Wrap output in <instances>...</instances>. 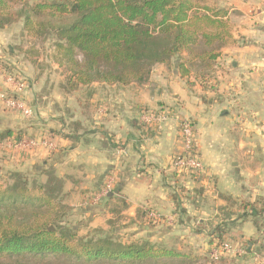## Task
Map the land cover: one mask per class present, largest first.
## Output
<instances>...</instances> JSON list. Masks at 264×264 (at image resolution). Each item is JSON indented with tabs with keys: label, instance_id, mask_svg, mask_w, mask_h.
<instances>
[{
	"label": "crops",
	"instance_id": "1",
	"mask_svg": "<svg viewBox=\"0 0 264 264\" xmlns=\"http://www.w3.org/2000/svg\"><path fill=\"white\" fill-rule=\"evenodd\" d=\"M216 3L229 12L233 41L208 79L182 78L177 59L156 65L142 85L94 83L82 87L86 93L65 92L47 79L44 121L19 130L49 133L58 149L9 151L5 163L31 172L53 169L87 228L119 226L131 242L148 240L204 264H264V227L259 232L253 221L264 213V0ZM0 36L10 39L11 28ZM148 112L168 120L158 128L142 120ZM182 121L195 127L203 174L172 166ZM110 177L113 190L94 202ZM151 211L162 220H150ZM219 231L235 253L213 261Z\"/></svg>",
	"mask_w": 264,
	"mask_h": 264
},
{
	"label": "trees",
	"instance_id": "2",
	"mask_svg": "<svg viewBox=\"0 0 264 264\" xmlns=\"http://www.w3.org/2000/svg\"><path fill=\"white\" fill-rule=\"evenodd\" d=\"M21 21L30 36L55 37L60 61L73 74L70 92L94 83L142 85L156 65L175 59L182 78L208 79L233 41L228 10L203 0H51L21 8L16 0H0V31ZM12 136L0 131V142ZM53 172L35 188L37 195L19 174L13 185L0 188V264L205 263L148 240H115L102 229L97 239L79 236L54 205L67 195ZM253 221L260 232L264 213ZM224 234L219 231L212 245L224 244Z\"/></svg>",
	"mask_w": 264,
	"mask_h": 264
},
{
	"label": "rangeland",
	"instance_id": "3",
	"mask_svg": "<svg viewBox=\"0 0 264 264\" xmlns=\"http://www.w3.org/2000/svg\"><path fill=\"white\" fill-rule=\"evenodd\" d=\"M16 1L17 7L21 8L22 6H24L25 3L31 6L43 2L50 3L51 0ZM203 2L211 6L218 7L216 0H203ZM230 25L231 31H233L232 23H230ZM10 28L11 37H16L17 39L11 40V37L10 39H7V37H5V40H3L4 37L0 36V73H3L2 71H4L5 73L10 74L16 79H21L23 82L26 83V87L24 92L18 95H16L15 92L9 93L6 84L1 80L2 75L4 74H0V97L2 95H6L7 98H14L19 96V99L23 100L27 104V106L32 109L33 115L29 118H26L18 110L8 107L5 101L0 100V131L13 132V136L11 138L7 139L4 142H0V188L3 191L9 186L13 185L15 178L14 175L19 174L21 176L27 177L28 188L30 189V191H32L33 195H37L38 190L35 188L38 187L42 182L46 181L45 174L47 172H53V169L48 168L41 169L37 172H31L32 170L27 171L26 169L21 168V165L14 166L11 165V163L9 165V161L5 163V154L10 153L11 151H16L18 154H23L22 152L17 151L18 149L8 148V143H12V141L22 140L41 142L45 139H48L54 141V139L50 138L49 133L48 135H46L40 131L30 135L26 132H22V130L19 129L20 127H23L24 129L25 126L32 125L33 123H41V121H44L41 118L40 111H42V106L45 103V98L42 97L43 95H46L44 91L45 81L49 79L50 84L52 85L61 83L60 85L61 87L63 86V90H65V92H70V82L73 74L70 71V66H68L65 62L61 63V59L58 56V50H56L55 48L56 39L53 35H49L47 37L30 36L28 34V31L25 30L23 21L11 26ZM21 30L24 31V34L23 36L21 35L20 37H18L21 33ZM23 64L28 65V67H26L25 69ZM213 72H215V70H213L212 73ZM211 75H209V77ZM82 87L88 86L78 87V90H83L84 93H86L87 91L85 90V88ZM51 90L52 91H50V95H55V88H52ZM28 91H31L29 99H27V97L25 96ZM54 105L55 100L53 101L51 99L50 107L53 108ZM15 127L17 129H15ZM18 154L15 153V155ZM20 158L22 157L19 156L18 159ZM20 163H22V161ZM53 173L57 177L56 173ZM64 195H67L66 190L64 191ZM54 205L57 207V210L63 215L64 224H66L67 227L75 226L79 236L85 237L87 235H90L92 237H95V239L99 238L98 233H96V231H102L103 229L94 230L92 228H87L84 225L82 226V222H80L81 220H79V217L77 213L73 210V207L70 206L67 196L63 199L61 197L60 199L58 198L54 200ZM119 228V226H116L114 228L111 227L110 229L103 231L111 235L115 240H117L119 238H124V234ZM51 229L53 230L52 227ZM261 263L262 262H260V264ZM43 264L63 263H59V261H55L54 259H52L51 261H47Z\"/></svg>",
	"mask_w": 264,
	"mask_h": 264
},
{
	"label": "built area",
	"instance_id": "4",
	"mask_svg": "<svg viewBox=\"0 0 264 264\" xmlns=\"http://www.w3.org/2000/svg\"><path fill=\"white\" fill-rule=\"evenodd\" d=\"M0 73L2 75L1 80L6 84L9 93H16V95L24 92L26 83L21 79H16L10 74ZM7 92V94H8ZM20 97L7 98L6 95L0 97L1 101H5L8 107L18 110L26 118H29L33 115L31 108L27 104L19 99ZM142 120L146 123H155L158 128H162V125L168 120V117L165 115H155L154 113L148 112L145 113L142 117ZM180 148L178 152L172 158V166L175 170L180 172H186L193 175H200L205 172V165L199 155L195 144V127L189 121H182L180 123ZM1 146V145H0ZM8 148L18 149L17 151L22 152V155H25L30 150L31 152L39 150H46L49 152L56 151L58 149L57 143L52 140L45 139L41 142L37 141H12L8 143ZM114 188V179L112 177L107 180L103 190L97 195L93 201L99 202L101 199L106 198ZM148 217L153 222H160L162 217L156 212L151 211L148 214ZM235 250L233 245L230 242H225L222 245H214L210 250V258L213 261H217L221 255L225 254H234Z\"/></svg>",
	"mask_w": 264,
	"mask_h": 264
}]
</instances>
